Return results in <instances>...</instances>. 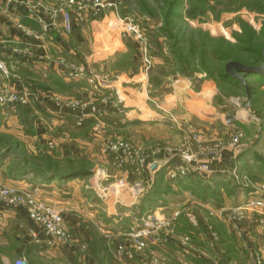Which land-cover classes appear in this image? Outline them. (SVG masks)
Listing matches in <instances>:
<instances>
[{
    "label": "rangeland",
    "instance_id": "1",
    "mask_svg": "<svg viewBox=\"0 0 264 264\" xmlns=\"http://www.w3.org/2000/svg\"><path fill=\"white\" fill-rule=\"evenodd\" d=\"M11 1L0 0V19L2 17L4 20V22L0 20V44H2L0 54L3 55L4 65H7L8 70L17 69L21 72L14 71L17 75L14 79L9 76L4 77V81L0 80V87L4 86V91L16 92L25 89L28 93L29 107L21 109L28 111L25 115H18L21 110L16 108L19 107L4 108L3 114L1 113L0 154L8 151V156L0 162V172L4 176V184L0 185L14 186L13 183L16 181L13 180L19 179L15 176L24 170L46 171L45 164L38 162L35 164L36 159L42 160L46 157L58 159L55 154L57 148L65 146L77 155H69L67 159L75 156L74 160L62 161L53 168L55 171L53 173L86 171L90 174L89 176L68 182H82L83 191L87 189L88 192L93 193L91 185L86 182L90 179L95 189L96 183H99L102 178H98L99 169L103 167L107 172L110 171L109 175L112 176L109 177L112 181L106 183L107 187L132 189L138 184L133 179L130 181L126 179L125 186L117 184L119 179V176H115L117 171L113 168V173L112 166L101 155L104 142L123 141L142 149L144 153L157 149L176 151L183 148L189 155L196 156L200 147L203 151L220 150L222 155L232 140L237 139L235 149L230 148L229 163L226 167L213 168L217 165L214 163L221 159L219 156L220 158L210 165L209 173H191L194 177V180L190 181L194 186L192 190L196 194H202L201 191L207 188L206 191L209 190L212 193L211 198H208L209 203H214L217 207L235 208L244 203L254 190L262 186L264 183V144H262L264 143V75L256 74H261L264 70L256 72L255 68H249L244 73L253 75L245 77L238 75L235 79L242 84L235 82L238 84L235 87L224 83L223 76L225 67L229 63L244 67L236 60L227 61L226 57H238L249 65H257V62H253L255 51L264 46V0H105L107 3H115L117 14L121 19H133L145 38V53L137 48L138 44L134 43L135 41L123 38V43L128 41L136 49L135 55L132 57L128 52H123L124 54L120 52L121 55H117L113 65H110L109 61L114 57L113 55L93 61L91 40L89 46L88 44L80 46L75 37L64 42L58 33H43L37 22L27 18L29 14L25 9L28 8L21 6L22 2L33 3L36 0H16L17 2L12 4ZM41 4L48 9L46 12L44 10L38 12L49 23L51 13L61 8V0H45L41 1ZM89 22L90 19L84 27L86 30L88 28L90 30ZM115 33L104 35L102 39L95 36L96 47L110 42L112 37L116 36ZM85 40L86 37H82V42ZM55 44L61 49H63L61 45L66 46L67 52H55L53 50ZM253 50L254 52L251 53ZM7 56L9 58H6ZM48 57L63 59L74 67L83 66L94 81L89 83L85 79H74L69 82L63 80L76 85L75 95H60L51 90H45L44 80L38 79L37 76L44 77L49 73H57L47 65ZM134 60L148 67L146 75L151 79L150 93L154 96L151 99L157 108L160 107L158 102L162 91L168 89L171 92L170 87L176 80L185 81L186 92L193 95L191 100L201 118L181 122L176 118L173 110H169L167 116H163V119L170 124L169 126L172 125L174 134L180 137V145L162 144L164 142L151 137L136 144V140L133 139L136 133L127 130L129 126L125 123L128 120L127 109L108 87V82L121 74H130L133 71ZM94 86H100L103 88L100 90L102 94L110 96L103 97L98 94L99 87H97L98 91L92 92L91 88ZM247 95L250 99L251 113L247 114L250 123L246 125L238 120L234 121L233 118L240 114L245 117L243 104ZM56 98L58 100L54 101ZM66 100L82 102L85 107L70 109L66 107V104H62V109L70 111L67 110L70 114L65 113L64 120H59L61 125H65L63 126L65 130L53 131L49 124L54 119L49 121L46 114L39 109L49 105L59 107L58 104ZM82 117L81 127L76 126L75 123ZM188 129L191 130L190 136L186 133ZM189 137H194L198 142L195 143ZM26 158H29L28 162ZM162 158L165 161V158ZM94 171L95 175L92 174ZM27 178L31 176L28 175L22 179ZM52 182H58V180ZM52 182L45 186L53 184ZM30 184L26 183L22 187L27 193L32 191L33 185ZM148 186L151 187V184ZM184 194L165 196L164 201H159L164 204L162 208H156L142 217L136 216L135 206L139 201L132 202L134 205L127 201L120 206L116 204L115 209L118 206L124 214L119 216L118 211L116 216L119 217L114 215V218L102 209L93 213V208L85 206L86 230L89 234L94 233L101 239L99 242L102 250L98 257L95 255L94 259L93 252H89L90 242L79 240L80 243L86 244L87 251L81 254L74 247V252L78 255H87L93 263L102 258L106 264L134 262L149 264V258L153 255L165 264H168V261L169 264H179L177 261H182L181 256L179 255L176 261L170 259L167 254H164L165 248L172 249L174 253L178 252L177 249H180L178 238H186L188 248L191 250L185 253L189 255L186 257L192 259L185 257L189 264H195L192 262L194 260L199 261V264H233L234 261L227 259L228 256L224 254L221 246L220 240L223 235L216 233L212 226L214 222H227L225 218L218 216L216 206H209L206 201L195 200L198 204L200 203V207L190 206L188 203L194 198L192 195L188 194L187 197ZM38 198L43 201L40 192ZM158 210L162 214H167L159 215L166 218L171 217L175 211H179L180 215L169 227L153 229L154 234L151 235L153 242L147 243L143 253H135L126 236L129 228L152 227L146 220V216L149 214L158 216L156 214ZM88 214H91L93 218H89ZM182 217L189 218L191 225H194L191 226L194 228H188L191 229V233L182 231L181 223L184 221L181 220ZM259 219L258 215L250 212L237 216L233 222H227L230 224L232 235L240 242L239 252L244 264H252L250 254L254 252L262 255L264 264V244L260 245L257 241L258 236H261L259 242L264 241V228L259 225ZM103 229L109 232L103 234ZM194 230H198L197 233ZM219 230L221 232V228ZM118 244L132 255V259L117 260L116 246ZM25 261L27 264H34V261L26 259Z\"/></svg>",
    "mask_w": 264,
    "mask_h": 264
},
{
    "label": "crops",
    "instance_id": "2",
    "mask_svg": "<svg viewBox=\"0 0 264 264\" xmlns=\"http://www.w3.org/2000/svg\"><path fill=\"white\" fill-rule=\"evenodd\" d=\"M0 20H2V17ZM2 21L4 22V20ZM88 25H90V30L89 28L88 30L85 28H75L70 36L63 35L61 38L64 39V42H68L70 39L75 37L78 45L80 46L87 44L89 46V42L91 40V55L93 61L95 62L102 60L104 57L125 52L126 48L120 36L119 24L115 23L109 16H105V18L102 16L95 19L90 18ZM113 32H116V36H113L110 42H106L104 45H98V47H96L97 40L95 36L102 39L104 35L109 33L112 34ZM82 37H86L84 42H82ZM88 38L89 40L87 41ZM61 46L63 49L57 47V50L59 52L66 51V46ZM70 52L74 54L73 51ZM134 64L135 68L130 74H121L119 77L114 79L115 81L111 80L108 82V87L117 95L119 100L124 103V107L127 109L128 120L125 122L129 125L127 130L136 133L133 138L136 140V144H140L141 142L146 141L147 137H151L164 142L162 144L174 146L180 145V137L178 134H174L172 125L169 126L170 124L166 119H163V116H167L166 114L169 110H173L176 118L181 122H186L189 119H198L200 114L197 112V107H195L191 100L193 95H189V93L186 92L185 81L176 80L174 85L170 87L172 90L171 92H169L168 89L162 91L161 98L159 99L160 101L158 102L160 107L157 108L153 99H151L154 96L150 93V86L152 87V85L150 84V78L146 75L148 70H145V68L148 67L144 63L137 60H134ZM51 65L48 66L53 68V70L56 69L53 64ZM39 110L46 114L49 121L52 118L54 119V121L52 120L49 124V126L53 128V131L65 130L63 128L65 125H61L59 120H64L63 118L65 117V113L70 112L68 109L64 110L56 105H51V107L49 105L48 107L46 106V108ZM238 117L243 118V115L240 114ZM69 118L72 120L71 117ZM64 122L65 124H68L67 121ZM248 123H250V121H247L246 125ZM60 144L62 145L63 143ZM227 148L222 152L221 159L214 163L217 165L213 166V168L216 166L226 167V165H228L231 149L229 147ZM55 154L60 160L69 158V155H77L73 151L68 150L65 146L58 147ZM74 157L75 156H73V158ZM162 159V157L156 159V168L153 172L148 171L141 175L127 177L128 181L133 179L135 183H138L132 189H115L113 187H107L106 183L112 181V178H109L112 176L109 175L110 171L107 172L106 168L103 167L102 169H99L98 178H102L99 183H96L97 187L95 189H93L92 182L89 181L90 179L86 182V184L88 183L91 185L93 193L88 192L87 189L86 191H83V183L79 181L65 182L61 185L58 184V182H52L53 184L51 185L45 186L39 184L37 186H39L43 201L48 203L50 206H56L55 208L61 211L70 235L76 240L78 239L87 243L90 242L91 238L89 232L86 230V225L84 224L86 222L84 220V207L88 206L93 208V213L102 209L103 211L108 212L107 214L111 215L113 218L119 211V216H122L121 214H124V211L118 209V206L126 204L127 202L132 204V202L135 203L141 199L143 194L150 189V186L148 185L154 180V173L164 168L163 166H165V161ZM112 171L114 173L113 167ZM92 174L95 175L96 172L94 171ZM115 176L125 177V174L116 172ZM30 182H32L31 178H27L22 179L21 181H16L13 184L17 187H24L26 183L30 184ZM0 184H4V176L2 175V172H0ZM89 193L91 195H89ZM184 196L188 197L187 194H184ZM116 204H119L117 209H115ZM188 204L192 207H200V203L198 204L195 199ZM207 204L209 206H216L214 203ZM81 209H83V211H80ZM156 214H158V216L167 215L162 214L159 210ZM88 216L89 218H93L91 214H88ZM188 219L189 218L185 217L181 218V220H184L181 223V225H183L182 231L191 233V229L188 228H194L191 227L194 225H191V220ZM212 226L216 233L220 234V236L221 234L223 235L220 243L224 249V254L228 256L227 259L234 261L233 264H244L241 252H239L240 242H238L239 240L232 235L230 224L227 222H214ZM219 228H221V232ZM30 231L37 235L38 243H35L32 240L29 235ZM197 231L194 230L195 233H197ZM102 232L104 234L109 231H105V229H103ZM103 234L101 233V236H103ZM46 241L47 239L40 234L38 227L28 219L23 208L10 209L4 207V205L0 203V264H12L13 261L17 259L34 261V264H94L93 261L91 262V259H88L87 255H78L75 253L74 248L72 247L69 248L66 246H60L56 248H49L44 246ZM257 241L260 245L264 244V241L259 242L261 241V236L257 237ZM194 243L196 244L195 241ZM165 250L164 254H167L170 259H174L176 261L178 260L176 258L180 255L182 261L178 260L177 262L179 264H189V262L185 260V257L188 255L185 254L183 250L177 249L178 252L175 253L170 248H165ZM76 256H78V258H76ZM132 264L137 263L134 262Z\"/></svg>",
    "mask_w": 264,
    "mask_h": 264
},
{
    "label": "built area",
    "instance_id": "3",
    "mask_svg": "<svg viewBox=\"0 0 264 264\" xmlns=\"http://www.w3.org/2000/svg\"><path fill=\"white\" fill-rule=\"evenodd\" d=\"M41 1L45 0H36L33 3H23L21 1V6L28 8L25 9L29 14L27 18L37 22L41 26L43 33L53 32L60 34V37L63 35L70 36L76 27L84 28L90 18L95 19L101 16L105 18V16H109L115 23L119 24L121 38H128L133 42L135 41L134 43L138 44L137 48L145 53V38L139 27L134 24V20L131 18L121 19L117 14L115 3H107L105 0H61V8H57L51 13V18L48 23L38 12L39 10H44L46 12L48 9L41 4ZM16 2V0H12L10 3ZM139 49L137 50L139 51ZM53 50L59 52L56 44ZM14 53H16V51H14ZM6 58H9V56ZM49 64H53L57 68L54 69L55 72L58 73V75L56 73L57 76L68 82L74 79H85L88 80L89 83L94 81L83 66L74 67L71 63L63 59H51L48 57L47 65ZM147 69L148 68H145V70ZM14 71L18 73L21 72L17 69L8 70L7 65H4V57L0 54V80L4 81V77L7 76L11 79L17 78ZM97 87L100 88L99 91ZM97 87L94 86L91 88V91L94 92L97 90L98 94L103 97L110 96L103 95V92L100 91L103 90V88L100 86ZM57 100L58 98L54 99V101ZM28 101V93L25 89L16 92L4 91V86L0 87V108L19 107L23 109L29 107ZM62 104H66V107L70 109L85 107L82 102H76L74 100L61 101V104H58L60 108H62ZM81 119H83V117L78 119V122L75 123L76 126L81 127ZM186 133L190 136L191 130L188 129ZM189 138L195 143L198 142L194 137ZM236 143L237 139H233L228 147L235 149L234 146ZM101 155L104 159H107L117 172L125 174V177H119L117 183L119 186H125L126 179L129 176L141 175L148 171L151 172L150 167L156 164V159L159 157L165 158V166H163L165 169V177L168 180H176L195 172L202 174L209 173L210 165L221 156L220 150L206 149L203 151L201 147L196 156L189 155L183 148H179L176 151L157 149L144 153L142 149L119 140L104 142L101 148ZM32 187V191L27 193L22 187L0 185V202L10 209L23 208L28 219L38 227L40 234L47 239L44 246L49 248L60 246L69 248L75 247L79 253H86V244L80 243L79 240L74 239L70 235L61 211L41 201L38 198L40 192L39 187L37 185H33ZM215 209L218 211V216H223L225 218L224 220L227 222H233L237 216H242L244 213H255L260 218L258 220L259 225L264 228V183L257 190H254L245 202L239 206L235 208L219 206L215 207ZM179 215V211H175L169 218L149 214L146 216V220L151 223L152 227H130L126 236L131 243L133 251L135 253H143L147 247V243L149 241L153 242L151 238V235L154 234L153 229L158 230L169 227L173 222H176ZM29 235L35 243H38L37 235L34 232L30 231ZM178 244L180 246L179 248L185 253H187L186 251H191L188 248V240L186 238H178ZM116 257L119 261L121 259H132V255H129L120 244L116 246ZM149 260V264H165L162 260L153 255L150 256ZM250 260L252 264H263L262 255L257 252L250 254ZM12 264L27 263L25 259H17L13 261Z\"/></svg>",
    "mask_w": 264,
    "mask_h": 264
},
{
    "label": "trees",
    "instance_id": "4",
    "mask_svg": "<svg viewBox=\"0 0 264 264\" xmlns=\"http://www.w3.org/2000/svg\"><path fill=\"white\" fill-rule=\"evenodd\" d=\"M125 45V52H128L132 55V57H134L136 49L131 45L130 42L126 41L124 42ZM151 47V44H150ZM254 52L251 51V53ZM263 52H264V46L261 48H258L255 51V57H253V62H257V65H249L246 62H243L241 60L238 59V57H226V60H236L238 63H240L241 65H244V67L246 68H259L262 67L264 62H263ZM124 54V53H123ZM117 55H121V54H114L111 59H109L110 61V65H113L116 62V57ZM134 62H133V69L134 67ZM236 76L240 75L242 77H245L246 75H253V74H245L244 72H234ZM151 74V72H150ZM256 75H264V71L261 74H256ZM33 76V75H32ZM38 79L44 80L43 83V87L45 90H51L54 93H58L60 95H65V94H70V95H75L76 94V85L75 84H69L66 83L65 81H63V79H61L59 76H57L56 74L53 73H49L46 74L44 77L41 76H37ZM223 80L224 83H227L228 85L231 86H236L240 83L238 80L235 79V77H232L230 75L227 74V72H224V76H223ZM151 81V79H150ZM236 82V83H235ZM243 87V86H242ZM245 88V87H243ZM22 108H16V110H21ZM4 109L0 108V117L3 114ZM2 113V114H1ZM28 111L27 110H21L20 113H18V115L22 114L25 115L27 114ZM8 156V151L6 153H2L0 154V162L5 159ZM29 159V158H28ZM28 159L26 158V161L28 162ZM67 161V160H74L72 159H64V160H59L53 157H46L42 160H37L35 161V164H37V162L39 164H45V168L46 171L43 172H39L37 169H29L28 171L24 170L22 171V173L18 174L17 176H15V178H19V179H15L13 181H20L22 180V178L26 177V176H31V181L30 182L32 185H45L48 184L49 182H52L54 180H58V183L61 185L65 182H68L70 180L73 179H78V178H82L83 176L87 177L90 174H88V172H71V173H64V174H59V173H53L55 171H53V168L59 164H61L62 161ZM194 180V177L190 175L181 178V179H176V180H168L165 177V169L162 168L160 170H158L155 174H154V180L151 183V187L148 191H146L143 196L141 197V199L139 200V203L135 206L136 209V216L138 217H142L143 215H145L146 213L152 212L154 209L162 207L164 204L163 203H159V201H164V197L168 196V195H183L184 193H187V195H192L193 198L195 200H199V201H206L209 203L208 198H211L212 193H210L209 190L206 191L207 188L203 189L201 191L202 194H196L194 190H192L194 188V186L191 185L190 181ZM190 184V185H189ZM188 195V196H189ZM198 198V199H197ZM90 244H89V252H93L94 255V259H95V255H97V257L99 256L100 252L102 249H100V247L102 245H100L99 239L97 238V236L94 233H90ZM101 240V239H100ZM100 245V246H99ZM189 256V255H188ZM186 259H190L189 257H186ZM195 264H199L200 262L197 260L192 261ZM94 264H106L104 259H97V261Z\"/></svg>",
    "mask_w": 264,
    "mask_h": 264
},
{
    "label": "water",
    "instance_id": "5",
    "mask_svg": "<svg viewBox=\"0 0 264 264\" xmlns=\"http://www.w3.org/2000/svg\"><path fill=\"white\" fill-rule=\"evenodd\" d=\"M263 62H264V52H263ZM248 70V68L246 67H243V66H239V65H236V64H233V63H229L228 65H226L225 67V71L227 72L228 75L232 76V77H235V78H238L234 72H246ZM264 70V64L262 67H259L256 69V72H261ZM243 108H244V111L246 112V115L245 117H235L233 120H238L240 121L241 123H247V121H250V119L248 118V115L247 114H250L251 113V110H250V99H249V96L247 95L246 97V100L243 104ZM252 118V117H251ZM156 166L155 164L152 165L150 167L151 171L155 170Z\"/></svg>",
    "mask_w": 264,
    "mask_h": 264
}]
</instances>
